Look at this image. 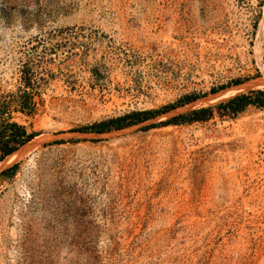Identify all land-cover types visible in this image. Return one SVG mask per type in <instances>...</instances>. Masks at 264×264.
Segmentation results:
<instances>
[{
	"label": "rangeland",
	"instance_id": "rangeland-1",
	"mask_svg": "<svg viewBox=\"0 0 264 264\" xmlns=\"http://www.w3.org/2000/svg\"><path fill=\"white\" fill-rule=\"evenodd\" d=\"M263 78L264 0H0L36 133L0 162V264H264V107L217 108Z\"/></svg>",
	"mask_w": 264,
	"mask_h": 264
},
{
	"label": "trees",
	"instance_id": "trees-1",
	"mask_svg": "<svg viewBox=\"0 0 264 264\" xmlns=\"http://www.w3.org/2000/svg\"><path fill=\"white\" fill-rule=\"evenodd\" d=\"M194 99L195 96H186L184 97L183 103L190 102ZM248 105L264 107V90H250L246 93L237 94L225 102L219 103L217 108L226 114L235 115ZM171 108H173L172 105H166L158 110L133 111L119 117L80 127L77 130L81 132L101 133L110 129H120L137 122L145 121L158 112L163 113ZM31 110L32 105L28 100L27 92L23 91L17 98L12 93L0 94V162L35 137L36 133L34 131H28L27 127L17 122L12 115L13 112L27 114ZM211 114V107H201L169 119L166 123H172L176 120H181V122L198 121L208 118ZM16 167L17 164L14 163L10 167L2 170L1 173L11 174Z\"/></svg>",
	"mask_w": 264,
	"mask_h": 264
},
{
	"label": "bare ground",
	"instance_id": "bare-ground-1",
	"mask_svg": "<svg viewBox=\"0 0 264 264\" xmlns=\"http://www.w3.org/2000/svg\"><path fill=\"white\" fill-rule=\"evenodd\" d=\"M254 84H255L256 87L264 89V78L261 79V80H259V81H257V82H255ZM212 96H213V95H212ZM213 97H214V96H213ZM23 148H24V147H23ZM14 154H15V152L12 153L11 155H9V157H12ZM6 159H7V158H6ZM3 161H4V160H3Z\"/></svg>",
	"mask_w": 264,
	"mask_h": 264
}]
</instances>
